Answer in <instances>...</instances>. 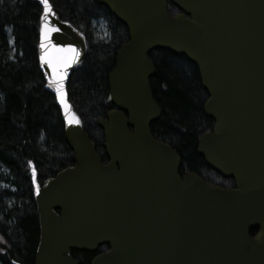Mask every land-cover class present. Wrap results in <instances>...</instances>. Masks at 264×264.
Wrapping results in <instances>:
<instances>
[{"label":"water","instance_id":"water-1","mask_svg":"<svg viewBox=\"0 0 264 264\" xmlns=\"http://www.w3.org/2000/svg\"><path fill=\"white\" fill-rule=\"evenodd\" d=\"M37 1L39 65L74 165L42 186L31 170L41 229L35 264H79L70 250L107 244L90 264H264V0H94L130 35L109 74L112 108L97 121L107 162L68 95L86 38L49 0L48 12ZM169 4L180 12L172 15ZM157 49L198 67L215 124L197 151L235 187L181 176L178 152L153 135L162 113L151 87L149 53ZM52 65L64 76L60 85Z\"/></svg>","mask_w":264,"mask_h":264},{"label":"trees","instance_id":"trees-1","mask_svg":"<svg viewBox=\"0 0 264 264\" xmlns=\"http://www.w3.org/2000/svg\"><path fill=\"white\" fill-rule=\"evenodd\" d=\"M60 19L83 33L87 53L72 72L68 95L103 162L109 160L97 126L112 106L109 74L121 47L129 41L127 26L94 0H50ZM171 13L179 9L169 4ZM42 7L37 0H0V264H35L40 219L31 170L42 185L74 165L55 95L47 88L39 65ZM151 78L161 117L152 123L155 138L180 155V171L205 181L233 186V178L213 171L197 151L200 137L215 121L205 114L208 93L198 67L186 56L157 49L149 53ZM109 249V246H103ZM102 251L71 250L79 264H90Z\"/></svg>","mask_w":264,"mask_h":264},{"label":"snow or ice","instance_id":"snow-or-ice-1","mask_svg":"<svg viewBox=\"0 0 264 264\" xmlns=\"http://www.w3.org/2000/svg\"><path fill=\"white\" fill-rule=\"evenodd\" d=\"M40 2L42 4H44L46 7H45V12H48L50 11V8L48 7V0H40ZM59 29H56V28H53L52 31H58ZM66 66V65H65ZM52 68H53V72L54 74L56 75V79H57V82H58V85H60V82L63 81L64 79V76L63 74L59 73L57 70H56V66L55 65H52ZM61 87L62 86H58L57 88V91L60 92L61 91ZM63 102V101H62ZM78 122V121H77Z\"/></svg>","mask_w":264,"mask_h":264},{"label":"flooded vegetation","instance_id":"flooded-vegetation-1","mask_svg":"<svg viewBox=\"0 0 264 264\" xmlns=\"http://www.w3.org/2000/svg\"><path fill=\"white\" fill-rule=\"evenodd\" d=\"M188 172H189V171L181 172L180 175L182 176L184 173H188ZM234 186H235V185H234ZM256 233H257V230L253 231V232L251 233V235H252V236H255Z\"/></svg>","mask_w":264,"mask_h":264}]
</instances>
